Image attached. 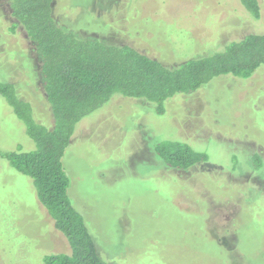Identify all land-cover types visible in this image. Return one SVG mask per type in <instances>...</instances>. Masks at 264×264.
Segmentation results:
<instances>
[{
    "label": "rangeland",
    "instance_id": "374dc122",
    "mask_svg": "<svg viewBox=\"0 0 264 264\" xmlns=\"http://www.w3.org/2000/svg\"><path fill=\"white\" fill-rule=\"evenodd\" d=\"M239 0H55L53 15L79 37L128 45L166 66L208 56L264 33ZM0 0V83H11L42 125L52 126L40 60ZM164 113L112 97L82 119L63 156L68 193L106 264H264V67L216 78L178 95ZM178 141L205 155L187 171L156 155ZM35 148L0 96V151ZM258 159V161H256ZM33 181L0 157V264H45L69 254Z\"/></svg>",
    "mask_w": 264,
    "mask_h": 264
},
{
    "label": "trees",
    "instance_id": "16d2710c",
    "mask_svg": "<svg viewBox=\"0 0 264 264\" xmlns=\"http://www.w3.org/2000/svg\"><path fill=\"white\" fill-rule=\"evenodd\" d=\"M54 1L8 0L15 21L11 31L20 27L40 60L38 73L52 126L35 120L30 103L17 96L13 84L0 83V96L35 145L28 152L20 148L0 151V157L18 174L33 181L40 204L69 243V254L46 256L44 263L106 264L68 193L70 181L63 156L79 122L112 97L142 100L161 114L171 99L193 94L216 78L248 79L264 67V33L247 34L208 56L166 66L128 45L77 36L55 19ZM239 1L253 19L260 18L258 0ZM154 151L166 166L179 171L206 162L203 153L178 141L160 142Z\"/></svg>",
    "mask_w": 264,
    "mask_h": 264
},
{
    "label": "flooded vegetation",
    "instance_id": "af4514ba",
    "mask_svg": "<svg viewBox=\"0 0 264 264\" xmlns=\"http://www.w3.org/2000/svg\"><path fill=\"white\" fill-rule=\"evenodd\" d=\"M176 171H179V170H176Z\"/></svg>",
    "mask_w": 264,
    "mask_h": 264
}]
</instances>
